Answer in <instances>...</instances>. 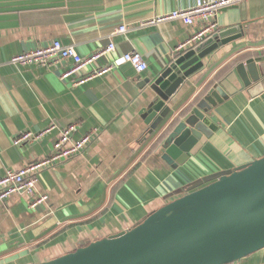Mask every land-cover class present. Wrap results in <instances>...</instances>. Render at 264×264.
I'll use <instances>...</instances> for the list:
<instances>
[{
  "label": "crops",
  "instance_id": "crops-1",
  "mask_svg": "<svg viewBox=\"0 0 264 264\" xmlns=\"http://www.w3.org/2000/svg\"><path fill=\"white\" fill-rule=\"evenodd\" d=\"M194 0H0V178L9 170L49 156L60 131L78 124L76 136L99 132L77 156L39 174L37 191L49 199L31 207L27 194L0 203V264H30L72 251L83 238L125 229L151 211L162 197L203 176L264 156V89L254 94L236 71L215 80L229 94L209 112L217 125L196 154L173 169L156 159L155 143L177 117L193 108L201 91L238 58L264 64V0H244L217 13L225 34L221 47L187 79L167 104L169 117L150 132L145 114L156 100L147 78L159 75L198 29L181 20L139 26L141 20L184 8ZM126 24L128 31L118 33ZM59 40L82 56L113 42L82 73L112 66L83 85L60 78L71 61L13 64L12 56ZM139 52L148 69L139 73L124 59ZM239 61V62H241ZM239 64V63H238ZM263 71H264V66ZM15 145L21 133L44 132ZM233 264H264V249Z\"/></svg>",
  "mask_w": 264,
  "mask_h": 264
},
{
  "label": "water",
  "instance_id": "water-1",
  "mask_svg": "<svg viewBox=\"0 0 264 264\" xmlns=\"http://www.w3.org/2000/svg\"><path fill=\"white\" fill-rule=\"evenodd\" d=\"M225 38L223 33L205 38L144 80L156 94L144 117L149 133L168 119L167 104ZM236 71L251 93L264 89V71L254 58ZM228 96L221 85H213L160 141L155 158L173 169L190 160L218 129L210 110ZM162 198L129 227L83 238L72 251L30 264H231L264 249V156L205 174Z\"/></svg>",
  "mask_w": 264,
  "mask_h": 264
},
{
  "label": "built area",
  "instance_id": "built-area-1",
  "mask_svg": "<svg viewBox=\"0 0 264 264\" xmlns=\"http://www.w3.org/2000/svg\"><path fill=\"white\" fill-rule=\"evenodd\" d=\"M242 1L244 0H194L193 4L184 8H177L167 13L141 20L139 26L157 25L158 23L171 20H181L189 26L197 25L198 29L180 46V48L186 49L214 35L219 30L216 19L219 10L239 4ZM128 29V26L123 24L118 28L117 32L125 33ZM115 49L116 45L111 42L102 49L95 50V52L87 56H82L74 45L63 44L59 40H54L46 46L16 54L12 56L10 62L21 65H47L56 62L58 59L71 61V67L64 69L60 78L63 80L72 78L74 85L79 86L85 84L92 78L102 76L112 69V66H109L94 70L89 74L82 73V69L86 65H94L102 54ZM123 57L139 73H143L148 69L145 59L137 51L126 52ZM50 129L39 133L29 131L21 132L14 139V144L19 145L27 141H36ZM77 130L78 124L72 123L65 126L54 141L49 156L32 162L19 170H9L2 176L0 178V203L5 202L15 193L29 195L31 207L47 201L49 199L48 194H39L36 188L37 182L39 181V174L43 170L63 164L83 152L94 141L99 132V128L94 127L91 131L76 136Z\"/></svg>",
  "mask_w": 264,
  "mask_h": 264
},
{
  "label": "trees",
  "instance_id": "trees-1",
  "mask_svg": "<svg viewBox=\"0 0 264 264\" xmlns=\"http://www.w3.org/2000/svg\"><path fill=\"white\" fill-rule=\"evenodd\" d=\"M250 59V58H249ZM242 59H234L230 65H228L227 67H225L223 70H221L219 73H218V78H214L213 81H211L202 91L201 93L199 94V96L197 97L196 101L198 102L209 90L210 88L216 84L215 80H220L222 78H224L228 71L232 70L233 68H235L238 63L240 64ZM241 61V62H239ZM191 108L185 110L184 112H182L178 117L177 119L166 129V131L161 135V137L159 138V140L155 143L154 147H156L161 140H163L168 134L169 132L174 128V126L179 122L180 119H182L189 111H190ZM233 264V263H231Z\"/></svg>",
  "mask_w": 264,
  "mask_h": 264
},
{
  "label": "rangeland",
  "instance_id": "rangeland-1",
  "mask_svg": "<svg viewBox=\"0 0 264 264\" xmlns=\"http://www.w3.org/2000/svg\"><path fill=\"white\" fill-rule=\"evenodd\" d=\"M261 65L264 66L263 63ZM262 66H261V68L263 69ZM257 67L259 68L260 66H257ZM204 172H205V170H203V169H198V170L194 169V170L189 171V174H183L182 177L186 178L187 176L191 175L192 177H191V181L190 182H193L196 179H198L199 177H201V176H196V175L204 173ZM190 182L186 183L185 185L190 184Z\"/></svg>",
  "mask_w": 264,
  "mask_h": 264
}]
</instances>
